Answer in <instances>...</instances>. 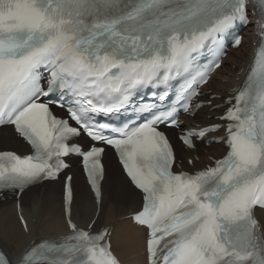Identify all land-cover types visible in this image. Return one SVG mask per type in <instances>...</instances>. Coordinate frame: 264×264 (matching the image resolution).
Instances as JSON below:
<instances>
[{
	"label": "snow or ice",
	"instance_id": "6c2138e0",
	"mask_svg": "<svg viewBox=\"0 0 264 264\" xmlns=\"http://www.w3.org/2000/svg\"><path fill=\"white\" fill-rule=\"evenodd\" d=\"M251 3L259 13L260 43L243 88L220 117L227 123L180 136L193 148V137L224 127L228 154L190 175L173 170L176 153L159 130L179 126L175 106L134 97L164 85L157 95L163 101L169 81L188 71L193 52L214 43V33L248 23L249 0H0V127L13 126L32 149L26 156L0 152V191L22 193L54 180L69 167L64 158L75 154L99 202L108 145L143 193L130 219L146 230L148 264H264L258 217L264 214V0ZM199 82H207L206 73ZM189 87L180 89L177 102L198 95L184 96ZM51 104L65 107L67 117L54 115ZM129 112L131 120L112 122ZM85 136L98 143L75 142ZM65 179L71 235L33 244L20 264H121L106 241L109 229L73 222L72 177ZM0 264H12L3 251Z\"/></svg>",
	"mask_w": 264,
	"mask_h": 264
},
{
	"label": "bare ground",
	"instance_id": "6f19581e",
	"mask_svg": "<svg viewBox=\"0 0 264 264\" xmlns=\"http://www.w3.org/2000/svg\"><path fill=\"white\" fill-rule=\"evenodd\" d=\"M255 40L251 31L245 33L244 44L247 42L252 44ZM252 50L253 46L251 45L247 56L245 55L248 51L242 47L233 51L232 54L243 58L245 63L240 66L239 61L228 56L227 61L230 67L229 65L221 67L214 75L215 79L212 81L210 89L216 90L219 94H226L229 89L236 86L237 80L243 78L245 65L249 62ZM234 66H237L235 72L231 68ZM210 114L219 115L220 113ZM210 123L206 122V124ZM4 140L5 137L1 135L0 148L4 146ZM8 140L18 144L17 141L10 138ZM218 151L219 147H214L209 150L208 155L216 154ZM105 161L107 170L104 180V199L95 228L109 226L113 228L111 238L113 248L125 264H145V257L142 255L145 249V232L131 226L129 220H120L137 210L140 196L130 187L110 154H107ZM74 189L73 217L79 225L85 227L93 219L96 206L79 174L75 175ZM22 205L29 221L28 234H24L21 230L15 216L14 204L11 201L0 204V246L13 260H18L22 256L30 242L58 236L65 233L67 229L63 218L61 183H49L43 188L30 190L24 196ZM259 215L261 221L264 222V214L259 213Z\"/></svg>",
	"mask_w": 264,
	"mask_h": 264
},
{
	"label": "rangeland",
	"instance_id": "374dc122",
	"mask_svg": "<svg viewBox=\"0 0 264 264\" xmlns=\"http://www.w3.org/2000/svg\"><path fill=\"white\" fill-rule=\"evenodd\" d=\"M242 48H244L246 51L250 52L249 49L246 48V46H243ZM233 59L238 61V59H240V58H238V57H236V55H234V56H233ZM228 65H229V67H230V64H228ZM231 68H232V71H233V67H231Z\"/></svg>",
	"mask_w": 264,
	"mask_h": 264
}]
</instances>
